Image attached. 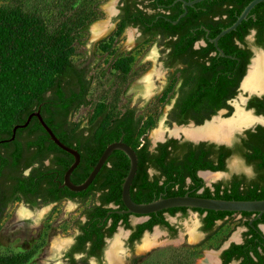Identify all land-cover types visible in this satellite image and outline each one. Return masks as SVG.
Masks as SVG:
<instances>
[{"label": "trees", "instance_id": "obj_1", "mask_svg": "<svg viewBox=\"0 0 264 264\" xmlns=\"http://www.w3.org/2000/svg\"><path fill=\"white\" fill-rule=\"evenodd\" d=\"M174 1L166 0L162 3L170 5ZM251 1L253 0H206L189 8L188 15L180 19L178 23H183L191 17L190 20H192L194 14L198 10L201 11L204 7H209L210 9L212 4L223 3L224 9L218 14L220 18L215 21L210 20L207 25L208 29L211 30L210 37L215 38L222 30L229 28L236 22ZM64 2L60 6L63 14L59 15L56 20H50L49 16H47L48 14L42 10L41 6H38V3L31 4L29 0H8L0 5V148L9 145V142L1 141L12 137L13 128L18 124H24L29 115L40 108L45 122L61 142L78 150L80 153L81 162L72 173L71 179L75 184H81L89 176L106 147L121 138L136 150L142 160L140 153L147 151L148 144L144 148L139 149L140 139L144 137L154 124L152 121L142 124V118L135 119V111L132 110L119 114L116 112V107L112 102L97 104L89 119L88 126L81 127L72 122L74 113L81 107L90 104L88 96L92 79L89 78V69L76 64L73 61V57L76 53L75 44L78 35L87 31L89 26L97 19L95 15L97 5L94 6L91 2H85L79 9L77 8L78 0H64ZM182 12L183 10L176 15H161L158 20L157 16H150L140 12L136 15L142 21L145 33H148L156 26L168 29L176 27L172 21L177 20ZM151 23H153L152 27L149 26ZM122 28L123 26H121L119 32H116V37L121 35L123 32ZM252 31H256L255 44L264 48V3L257 5L249 15L248 20L244 21L236 31L227 34L219 41V45L225 54L236 58H223L227 67L224 75L221 74V76H223L222 83H225L227 97L235 96L236 90L229 93L230 84L235 82L233 87H238L245 74L246 65L252 56L251 53L240 47L236 42L243 45L246 44V37ZM200 33L205 34V31L200 30ZM197 37H194V39ZM112 38L110 37L113 41ZM104 43L103 45L101 44V48L108 51L111 45L107 46ZM132 62L133 59L130 56L126 58L117 56L112 62V68L124 79L130 74ZM237 63L242 66L241 72L234 70V65ZM234 74H236L235 77H233ZM259 113H262V111L259 110ZM24 135L32 138L31 141H28V147L33 146L36 148L30 164L38 162V165L28 177H16L13 179L17 182L15 191L24 195L38 192L40 186L47 180L54 185V192L60 191L58 186L63 182L66 171L72 165L73 156L60 149L50 139L48 133L35 117L26 128L17 130L16 141L17 137ZM167 145L160 146L163 154L159 161L160 166L164 168L162 175L166 178L165 182L159 187L157 184L150 183L144 174L145 178L137 179V177L131 190L135 202H151L158 199L161 192L165 193L166 197L184 196L188 192L186 190L187 178L192 180L191 188L194 189L191 193L192 196L227 200L264 199L263 128H259L257 133L249 132L244 144L236 149L237 152H240L245 157L249 164H254L258 170V180L246 181L248 185L244 189H241L240 181H235L227 189L222 190V184L219 183L215 191L207 188L202 194H197V191L203 187L204 183L195 174L194 168L213 171L224 169L226 155L218 150L222 164L215 166L211 162L202 164L205 163L214 148L206 150L201 146L195 150H188L184 158L187 164L186 167H193L191 173L185 171L184 166L180 167L175 162L169 163L166 167L164 158L167 152ZM21 152L22 149L18 148L12 155L8 156L2 154L0 150V178L5 176L4 170L8 166L16 167L18 165ZM51 155L54 156L51 158L50 164L45 166L44 161L49 159ZM117 155L122 156L125 163L122 162L120 164V175L115 180L116 184L112 187V195L109 197L107 194L106 199L107 202L112 200L117 204L123 205L121 201L122 178L128 174L130 163L125 153L121 151L112 153L97 178L86 191L76 193L66 189L67 195L72 198L83 193L88 195L93 185L98 181L99 175ZM139 166H142V161H140ZM7 176L13 178L10 171ZM54 180H60V183L56 184L53 182ZM139 183H142L143 187L140 188L137 185ZM157 187L159 188L158 190H156ZM153 193H156V197H154ZM38 196L42 198L41 195ZM27 201L30 202L29 199ZM31 203L34 205L38 204L36 201ZM96 209L99 215L106 212L100 206L96 207ZM181 210H186V208L170 209L172 214ZM4 211L5 209H0V222L4 217ZM196 211L201 214L204 212L216 215L231 214L202 209H196ZM244 214L251 215V213ZM154 215L152 214L153 217ZM184 215H186V212ZM121 217L122 215H118V218ZM91 224L92 227H95V223L92 221L88 222L85 227ZM155 225L164 227L168 223L165 222L164 217L158 220L154 218L152 222L145 223L140 228L142 230H151ZM209 225L210 227L212 226L211 223ZM189 253L190 255H185V259L181 264L184 261L188 262L192 259L191 257L197 255L194 247L189 248ZM26 260L27 256L24 254L0 256L1 264H24ZM190 264H193V261Z\"/></svg>", "mask_w": 264, "mask_h": 264}, {"label": "flooded vegetation", "instance_id": "obj_2", "mask_svg": "<svg viewBox=\"0 0 264 264\" xmlns=\"http://www.w3.org/2000/svg\"><path fill=\"white\" fill-rule=\"evenodd\" d=\"M163 1L120 0L117 6L118 13L115 15L117 16L116 23L112 24L113 26L110 28V32L108 33L110 34L111 32H119L121 26H123V32L121 33L122 35L127 28L131 27L133 31L138 34V39L135 41V44L141 45L142 43L145 44L147 42H154L157 46H159L158 50L160 53L156 54L155 57L157 56V61H159L161 67L160 69H157L155 72H153L150 80L146 82L151 87L149 92L151 91V93L154 94L158 93L156 98L159 109L161 111H167V116L163 124L166 123L170 126L188 127L192 124L203 125L206 122H223L230 120L235 116L237 105H239L246 112H250V110L253 111L254 117L257 116L256 118H261L264 120V94L258 95L263 92L264 88L262 90L258 89L257 91H249L245 90L243 85L241 86L244 77L246 75L248 76L249 71L251 68H253L252 66L258 55L264 54L259 53L255 58H253L255 51L254 48L249 44V37L251 35L254 36L253 45L259 50H264V48L255 44L256 31H252L251 34L246 37V44L243 45L239 42H236L240 45V47L251 53L252 56L249 59V63L246 65L245 74L238 87H233L235 82L230 84L231 87L229 89V93L236 90L235 96L227 97L224 86L225 83H222L223 76H221V74L224 75V71L227 67L226 62L223 59L225 57L219 51V49L222 50L219 42L218 46H216L215 43L211 41L214 38L210 37L209 34L211 33V30L208 29L207 26L210 20L215 21L220 18L218 14L224 9V5H222L223 3L212 4L210 9L209 7H204L201 9V11L198 10L197 13L194 14V18L192 20H190L192 18L191 17L183 23L176 24H174V21H172V23L176 25V27L172 29L156 26L150 32L145 33L142 21L137 18L138 15H136L138 12L150 16H157V20L159 17H161V15H176L181 10H183L181 14L184 13L182 0H175L170 5H165V3H162ZM189 8L186 16L189 13ZM149 26L152 27L153 23L149 24ZM200 30L205 31V34L200 33ZM194 37L197 38L194 39ZM107 41V43H104V41L102 42L107 46L113 43L110 38H107ZM102 42L99 44V49L104 52V50L101 48V44L103 45ZM109 50H111L110 47L108 48V51ZM111 52L112 51H109L108 53L111 54ZM112 57L113 59L116 58L114 55ZM123 57L126 58L129 57V55ZM230 59L236 58L232 57ZM234 68V70L237 72L242 71V66L239 63L235 64ZM235 76L236 74H234L233 77ZM157 83L161 84V87H156ZM156 89L157 91L155 93ZM242 89L245 92L252 93L250 96H248L246 93H243V95L247 96V102L245 105L244 98L242 96H239L240 99L238 98V94L243 92ZM128 110L135 111L134 118H142V124L149 121H152L154 125L157 123V120L152 118L150 115H138L136 104L135 106H124L123 112ZM225 110L228 112L224 115H220V112ZM259 110H261L262 113H259ZM226 117H228V119L221 120L222 118ZM259 128L264 129V122L258 121L249 127L232 129V133L236 130H245L242 132V134H238L236 136L231 145L218 144L215 142L195 143L184 137L187 136L194 140L213 139L222 141L227 140L232 134L230 132V134L227 136L226 134L222 133L221 137L223 138L214 139L211 137L195 138L190 134L184 133V130L193 131L198 128L175 127L173 130L178 129L177 133H172L173 130L165 131L162 139H158L153 136L152 140H157L155 145L150 142V139L147 138L148 136L144 138L142 137L140 139L142 143H140L139 149L144 148L148 144L147 151H145L147 153H140L142 156L141 160L140 155L136 152L138 156V170L133 184H135L134 182L137 177V179H141L145 178V176L150 183L157 184L159 187L165 182L166 178L162 175L164 173V168L161 167L159 163L163 154V151L160 150V146L168 144L167 152L165 153L166 156L164 158L166 167L169 163L175 162V164L177 163V165L180 167L184 166L183 168H185V171L191 173L193 171V167L187 168L184 158L188 150H195L201 146H203L206 150H209V148H214L212 153H210L208 158L205 160V163H201L207 164V162H211L215 166L222 164L221 160L219 159L218 150L219 152L222 151L223 154L226 155L224 169L213 171L210 169L194 168L195 174H197V176L200 177L204 183L203 187L197 191V194H202L207 188H209L211 191H215V188L219 183L222 184V190L227 189L228 187L232 186L235 181H240L241 189H244L246 185H248V181L251 182L258 180V170L254 164H249L245 157L240 152H237L236 149L237 147H241L244 144V141L248 138L249 132L257 133ZM225 135L226 137H224ZM175 136L181 137L176 138ZM121 139L123 140V138ZM31 140L32 138H29L27 135L19 136L17 137V141L16 139L9 141L8 146L0 148L2 154L8 156L12 155L18 148L22 149L18 165L16 167L8 166V168L4 170L5 176L0 178V209H5V214L12 205L19 202L24 203L25 206L32 210L37 208H45L51 205L56 206L62 203H70L71 206L83 207L78 220L75 221L77 233L75 237L65 246V248L68 247L64 253V260L66 261V264H109L107 257L108 250L110 249V245L117 232L121 230L124 233V236H122L123 248L125 250L124 254L130 255L125 257V262L126 264L127 262L129 264H135L137 260V256L135 254L139 251V248L136 249L135 247L138 243L142 242V238L145 234L152 233L154 230H157L156 232L164 230L170 240H175L178 236L179 226L172 224L169 219H174L175 217L182 219L187 217L190 212H194V214L197 213V218L199 220L197 221V228L195 226V229H193L197 237L194 241H191L190 232L189 235L184 237V241L196 243L194 245L192 244V247L195 248L197 253H204L207 257V254H214L216 256V252H220V264H264V214L261 217H259L258 213H251V215L244 214L249 212H228L231 214L226 215L209 214V212H204L201 214L200 212L196 211V209L186 208V210L177 211L174 214L171 213L172 211H170V209L159 211L157 213H153L155 214L153 217L152 214L136 215L127 213L126 207L122 200V193L121 201L123 205L117 204L112 200L107 202L106 195L108 194L109 197L112 195V187H114L116 184L115 180H117L118 176L120 175L121 169L119 166L122 162L125 163L124 158L119 155L113 158V161H111L107 168L104 169L99 175V178L97 179L98 181L93 185L92 190L88 195L83 193L74 196V198L68 196L66 193V189L68 188L63 186L64 179L63 182H61V184L58 186V189L60 190L58 192H54V185L47 180L43 185L40 186L38 192L28 193L26 195L23 193H17V191H15L17 182L13 179L16 177H28L38 165V162L30 164L33 159L32 155L36 150V148L33 146L28 147V141ZM53 156L54 155H51L49 159L44 161L45 166L50 164L51 158ZM234 156H238L246 162L254 177L249 179L247 178L246 174L232 173L230 178L227 180L210 182L211 180L217 179L220 175L226 174L228 171L232 170L228 167V161ZM127 160H129L130 163V159L128 157ZM140 161H142L141 167L139 166ZM9 171L13 178L7 176ZM143 174L145 176H143ZM206 174L214 176L216 175V178L207 180L205 177ZM127 175L122 178L123 183ZM53 182L57 184L60 183V180H54ZM137 185H139L140 188L143 187L142 183ZM186 185V190L188 191L187 194L192 196L191 193L194 191V189L191 188V178H187ZM158 189L159 188L157 187L156 190ZM153 194L154 197H156V193ZM159 194V198H168L166 197L165 193L161 192ZM38 195H41L42 198ZM14 197H16V199L13 200ZM131 197L135 202L132 193ZM28 199L30 202L27 201ZM32 201H36L38 204L34 205L31 203ZM43 201H45V203H43ZM98 206L106 211L105 214H98L99 212L96 209ZM185 212L186 215H184ZM118 215H122V217L118 218ZM161 217H164L165 222L168 223L167 226L163 227L162 225H155L151 230H142L140 228L141 225L152 222L154 218L158 220ZM91 221L95 223V227H92V224L85 227V225ZM229 222L237 223V227L242 228V230H240L235 235H233V229L227 232V234L224 235L217 243V250H212L211 248L204 250L206 244L216 238V235L221 230V226L228 224ZM210 223L212 224L211 227L209 225ZM160 233L157 236L153 246L157 244Z\"/></svg>", "mask_w": 264, "mask_h": 264}, {"label": "rangeland", "instance_id": "obj_3", "mask_svg": "<svg viewBox=\"0 0 264 264\" xmlns=\"http://www.w3.org/2000/svg\"><path fill=\"white\" fill-rule=\"evenodd\" d=\"M8 0H0V5L6 3ZM32 4L41 6L42 10L47 13L50 20H56L59 15H62V9L60 6L65 3L64 0H29ZM85 2L92 5H97L96 20L89 26L87 31L81 32L78 35L77 42L75 44L76 53L73 57V61L89 69V78L92 79V85L88 100L90 104L83 106L77 110L73 117L72 122L81 127L88 126L89 119L93 114L94 107L101 103H110L115 105L116 112L119 114L123 112L124 106L137 105V114L144 116H152L157 120V123L144 135L148 136L150 142L153 144L152 137L157 131L163 128L165 131L173 130L176 126H170L164 123L167 116V111H161L157 106V94L149 92L147 85V77L152 76L153 72L160 69V63L157 61L156 54L160 53L158 47L153 43H142L141 45L135 44L138 39V34L135 33L131 27L127 28L119 38L116 37L115 32L104 36L99 40L93 39V27L101 22H105L112 27V24L116 23L117 16H110L105 10V7L111 2V0H78V7H81ZM80 9V8H79ZM113 11V10H112ZM111 21L110 23H108ZM111 25V26H110ZM136 31V30H135ZM110 32V31H109ZM113 37V43L110 46L109 51L111 54L102 52L99 49V44L104 41L108 42L107 38ZM254 36L249 37V44L254 48L255 55L262 50L257 49L253 45ZM131 40V41H130ZM134 43V44H133ZM137 45V46H136ZM126 56L129 55L132 59L130 74L122 79L120 75L114 72L112 68L113 57L112 56ZM156 87H161V84L157 83ZM157 89L155 90L156 93ZM243 95V92L238 94ZM247 97L246 95H244ZM237 99V98H236ZM190 128V127H185ZM143 137V138H144ZM180 138V137H179ZM142 143V141H140ZM228 167L231 171L226 174L220 175L217 179L210 182H217L221 180H227L232 173H243L247 175V178H252L253 173L246 162L238 157L234 156L228 161ZM202 176V175H201ZM24 207L27 210L34 213V217L22 218L20 217V209ZM43 215L37 217L38 213ZM83 207L71 206L70 203H62L56 206H48L45 208L30 209L25 206L24 203H15L4 214L3 219L0 222V256L2 255H26L27 260L24 264H66L64 260V253L68 247L61 249L59 252H53V243L57 239H63L68 243L75 237L77 231L75 227V221L78 220ZM238 218V217H237ZM172 224L179 226L178 236L175 240H170L164 230H160V236L157 244L149 249L142 250L141 246L147 236H153L157 230L152 233H147L143 236L142 242L136 245L137 260L135 264H181L185 259V255H190L189 248L196 243L185 242L184 237L189 235L190 232L197 228V213L190 212L187 217L169 219ZM237 223L229 222L222 225L221 230L216 235V238L209 241L204 250L211 248L217 250V243L219 240L227 234L230 230L233 231V235L238 233L242 228L237 227ZM192 230V231H191ZM124 234L118 231L115 238ZM232 235V237H233ZM124 236V235H122ZM120 235V237H122ZM151 236V237H152ZM114 238V239H115ZM113 239V240H114ZM113 242V241H112ZM123 245V241L121 240ZM193 244V245H192ZM111 246V245H110ZM124 249V248H123ZM191 257L188 262L183 264H198L206 257V254H199ZM125 250L121 253L123 264H126ZM130 253V252H129ZM131 254V253H130ZM125 255V256H124ZM1 264V263H0ZM94 264V263H93ZM127 264H129L127 262Z\"/></svg>", "mask_w": 264, "mask_h": 264}, {"label": "water", "instance_id": "obj_4", "mask_svg": "<svg viewBox=\"0 0 264 264\" xmlns=\"http://www.w3.org/2000/svg\"><path fill=\"white\" fill-rule=\"evenodd\" d=\"M206 0H192V1H183V7H184V13L180 15V17L174 21L173 23L176 24L182 19L183 17L186 16L188 8L193 7L194 5L203 2ZM120 0H111V2L105 7V10L109 13L110 16H114L118 13L117 6L119 4ZM264 3V0H253L251 1L246 8L243 10L241 15L237 18L236 22L230 26L229 28H226L222 30L214 39L211 41L215 43L216 46H218V42L220 41L221 38L226 36L227 34L236 31L237 28L244 22L247 21L249 18V15L251 12L254 10V8L261 4ZM113 6L115 11L110 12L109 7ZM111 21H109L110 23ZM111 24V23H110ZM133 30V29H132ZM221 54L224 57H229L232 58L231 56L226 55L222 50L219 49ZM259 53H264V50H262ZM257 53V54H259ZM256 54V56H257ZM247 76V75H246ZM244 77L241 86L243 85V82L246 78ZM243 93L247 94L250 96L252 93L251 92H245L242 89ZM264 90L262 93L258 95H263ZM244 98V105L247 102V98L244 97V95H241ZM240 99V98H239ZM246 109V108H245ZM249 111V110H248ZM228 111H221L220 115L226 114ZM250 112L253 114V111L250 110ZM254 116V114H253ZM37 118L42 125V127L45 129V131L48 133L50 139L63 151L69 153L71 156H73L74 161L72 165L69 167V169L66 171L64 175V182L63 186L67 187L70 191L72 192H83L86 191L91 184L94 182L96 179L97 175L103 168V166L106 164L108 161L109 157L112 155L113 152L115 151H121L127 155V157L130 159V170L125 178V181L123 183V189H122V200L123 203L126 207V212L131 213V214H136V215H149L153 213H157L159 211L167 210V209H172V208H189V209H202V210H212V211H222V212H249V213H258L259 217H261L264 214V200H224V199H211V198H202V197H194L190 196L189 194H186L184 196H176V197H161L158 200L149 202V203H136L132 200L131 197V186L133 184L134 178L137 174L138 170V156L136 151L127 143H125L122 139L117 142H113L109 144L104 152L102 153L101 157L99 158L97 164L93 167V170L89 174V176L86 178V180L81 183V184H75L72 179V173L75 171V169L79 166L81 162V155L78 152V150L69 147L65 145L61 140L55 135L53 130L47 125L45 122L43 116L41 115L40 108L33 112L32 114L29 115L27 118L26 122L24 124H18L13 128V134L10 139L3 140L1 142H9L13 141L16 136V132L18 129H24L26 128L31 120L33 118ZM257 117V116H255ZM215 119V118H214ZM228 119L222 118L221 120ZM208 122L204 123L203 125H195L192 124L188 127L190 128H200L203 127L207 124ZM178 128H185V126H176ZM245 130V129H244ZM244 130H236L234 131L231 136L227 140H213V139H199V140H194L191 139L187 136H184L186 139L191 140L195 143L199 142H215L218 144H227L231 145L236 138L238 134H242ZM176 138H179L181 136H175ZM157 143V140H153V145ZM219 253L216 252V256L218 259V263L220 264V259H219Z\"/></svg>", "mask_w": 264, "mask_h": 264}, {"label": "bare ground", "instance_id": "obj_5", "mask_svg": "<svg viewBox=\"0 0 264 264\" xmlns=\"http://www.w3.org/2000/svg\"><path fill=\"white\" fill-rule=\"evenodd\" d=\"M109 11L114 12L115 11L114 7L110 6ZM107 25L109 24L105 22H101V23L96 24L93 27L92 32H93L94 40H99L109 33L110 27H108ZM252 67L253 68H251L248 76L246 77L243 83V88L249 91H257L258 89L262 90L264 88V54L258 55ZM150 77L151 75L147 77V81L150 80ZM147 88L148 90H150L151 89L150 85H147ZM258 121L264 122L263 119L254 117L250 112L244 111V109H242L239 105H237V111L235 113V116L232 119L219 122V123H216V121H213V122L208 123L203 128H198L193 131L184 130L185 131L184 133L190 134L192 137H195V138H206V137L210 138L211 137L214 139H220V138H223L221 137L222 133L228 136L232 129L249 127ZM177 132H178V129H175L172 131V133H177ZM164 134H165V130L161 128L159 131L155 133L154 136L158 139H162ZM226 135L224 137H226ZM205 177L207 180H211V179L216 178V175L214 176V175L206 174ZM45 211L46 210H43L42 213H38L36 216L40 217L41 215H43V212ZM34 216H35L34 213L27 210L26 208L22 207L20 209V217L31 218ZM120 235L122 236L123 234L121 233ZM120 235H118L113 240V242L111 243L110 249L108 250L107 257H108L109 264H123L124 262L123 261L124 259H122V256H121V253L124 252V249L121 243L122 237H120ZM158 235L159 233L156 232L152 237L147 236L141 248L143 249L151 248L153 244L155 243V240ZM196 237L197 235L195 231L193 230L191 232L190 240L194 241ZM67 244H68V241H65L61 238L55 240V242L53 243V247H52L53 252H56V253L59 252L61 249H64V247ZM216 257L217 256H215L214 254H207V257L201 260L198 264H219L218 259Z\"/></svg>", "mask_w": 264, "mask_h": 264}]
</instances>
